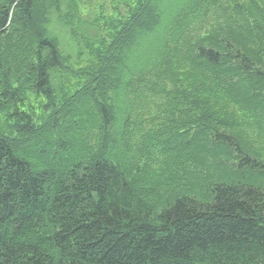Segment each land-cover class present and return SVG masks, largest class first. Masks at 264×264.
Returning a JSON list of instances; mask_svg holds the SVG:
<instances>
[{"label":"trees","instance_id":"1","mask_svg":"<svg viewBox=\"0 0 264 264\" xmlns=\"http://www.w3.org/2000/svg\"><path fill=\"white\" fill-rule=\"evenodd\" d=\"M0 264H264V0H0Z\"/></svg>","mask_w":264,"mask_h":264},{"label":"rangeland","instance_id":"2","mask_svg":"<svg viewBox=\"0 0 264 264\" xmlns=\"http://www.w3.org/2000/svg\"><path fill=\"white\" fill-rule=\"evenodd\" d=\"M105 2L106 4H107V6H109L110 7V1L111 0H99V3H101V2ZM80 6H81V4H80ZM82 8L84 9V11H87L86 9H87V6H86V4H84V3H82ZM66 36V35H65ZM64 36V37H65ZM157 37H159V36H157V34L154 36V38L152 39V38H150L149 40H148V45H147V47L145 48V53H147V52H149V50L151 49V46H154L155 45V41H157ZM144 53V54H145ZM143 54V55H144ZM148 103H149V107H152L153 105H154V102L153 101H147ZM153 108V107H152ZM85 110V109H84ZM38 113H41V112H38ZM147 113H150V112H147ZM145 118V117H144ZM63 135H66V131L65 132H63ZM72 137H74L73 135H71ZM68 139H66V141H67ZM87 141V140H86ZM72 143V145L74 146L75 144V141H72V138L70 137V142H69V144H71ZM91 143L93 144V139L91 140ZM54 153L55 152H53L52 153V156L54 155ZM160 161H162L163 162V157L162 156H160ZM162 165H163V163L162 164H158L157 165V167H156V170H157V172L158 173H161V167H162Z\"/></svg>","mask_w":264,"mask_h":264}]
</instances>
